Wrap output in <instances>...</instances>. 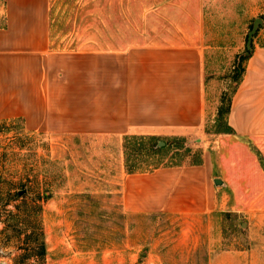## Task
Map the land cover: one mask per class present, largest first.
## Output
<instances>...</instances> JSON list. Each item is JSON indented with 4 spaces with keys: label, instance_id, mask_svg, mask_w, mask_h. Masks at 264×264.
Masks as SVG:
<instances>
[{
    "label": "rangeland",
    "instance_id": "374dc122",
    "mask_svg": "<svg viewBox=\"0 0 264 264\" xmlns=\"http://www.w3.org/2000/svg\"><path fill=\"white\" fill-rule=\"evenodd\" d=\"M203 1L206 126L212 128L222 93L232 89L227 76L236 60L248 56V34L264 15V0ZM5 2L0 0V24ZM197 9L194 2L172 0H49L51 48L118 52L148 42H171L178 38L172 17L186 22ZM262 21L258 44L264 43ZM18 124V132L6 127L0 132V163L7 167L0 166V177L28 183L16 185L13 194L34 195L50 186L53 195L43 211L48 264H264V168L246 141L222 138L217 144L220 134H205L204 148L211 144L226 180L225 210L129 214L123 206L128 175L124 138L32 133ZM185 138L168 154L156 156L159 166L178 162L172 156L183 154L185 147L204 150L199 138ZM255 145L264 157V147ZM6 186L0 180V187ZM17 202L7 208L15 210ZM16 252L0 244V264H12Z\"/></svg>",
    "mask_w": 264,
    "mask_h": 264
},
{
    "label": "crops",
    "instance_id": "0c3cea01",
    "mask_svg": "<svg viewBox=\"0 0 264 264\" xmlns=\"http://www.w3.org/2000/svg\"><path fill=\"white\" fill-rule=\"evenodd\" d=\"M161 2V1H159ZM193 18L175 16L171 42L123 51H57L49 0H6L0 26V123L22 118L28 132L67 135L195 137L206 140V28L203 0ZM183 22L182 26L180 24ZM173 26V25H172ZM217 109L212 117H216ZM214 122V120H213ZM234 143L264 147V46L256 43L229 114ZM200 165L160 166L128 174L129 214L206 215L225 210L226 180L211 144ZM220 176V177H219ZM216 178L222 184L216 183ZM223 191V192H222Z\"/></svg>",
    "mask_w": 264,
    "mask_h": 264
},
{
    "label": "trees",
    "instance_id": "16d2710c",
    "mask_svg": "<svg viewBox=\"0 0 264 264\" xmlns=\"http://www.w3.org/2000/svg\"><path fill=\"white\" fill-rule=\"evenodd\" d=\"M264 19V15L261 16ZM5 17L0 26H5ZM263 26H260L254 36L252 46L255 47V39L259 36V32ZM264 46V43H260ZM249 56H242L240 60H236L232 72L227 77L232 83L231 91H225L220 97V103L217 108V114L214 119V126L212 128L205 127L206 133L210 134H235V129L229 122V114L231 110L232 100L237 91L246 71L245 61ZM19 123L18 127L24 128V120L22 118L12 119L0 123V132L4 127L8 132L17 131L15 123ZM185 137H157L131 134L126 135L123 140V152L125 159V171L128 174L136 172H144L160 167L156 161V156L166 155L177 144L181 145L185 142ZM164 141L165 145L158 146ZM257 154L264 168V157L262 152L254 144V142L246 138L244 139ZM204 150L197 149L193 151L191 147H185L183 154H176L172 156L173 159L179 158L178 162H173L171 165H200L204 162ZM162 160V159H160ZM156 162V163H155ZM5 170L6 162L0 163ZM8 170V169H7ZM3 185L7 183L5 188L0 187V202H2L4 214L0 217L2 227L0 228V244L4 248H14L17 252L12 257V264H48V244L45 225L43 221L44 202L52 197L53 192L50 186H47L43 193L36 192L34 195L25 193L21 195L19 192L13 194V190L17 189L16 185L28 186V183L19 181L17 184L8 181L6 177H0ZM32 182V181H31ZM6 198H3V196ZM2 198L4 199L2 201ZM15 210H10L7 207L13 202Z\"/></svg>",
    "mask_w": 264,
    "mask_h": 264
},
{
    "label": "water",
    "instance_id": "95a60500",
    "mask_svg": "<svg viewBox=\"0 0 264 264\" xmlns=\"http://www.w3.org/2000/svg\"><path fill=\"white\" fill-rule=\"evenodd\" d=\"M263 21H262V19H260V18H257L255 21H254V23H253V26H252V29H251V31L249 32V34H248V41H247V49H248V52L246 53V55H248L249 56V54H250V52L252 51V42H253V38H254V36H255V34L257 33V31H258V29H259V27H260V24L262 23ZM164 144V142L163 141H161L160 143H159V145H163ZM216 183L217 184H219L220 185V183L222 184L223 182H222V180L220 179V178H216ZM23 192L21 191L20 192V194H22Z\"/></svg>",
    "mask_w": 264,
    "mask_h": 264
}]
</instances>
